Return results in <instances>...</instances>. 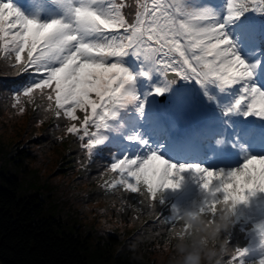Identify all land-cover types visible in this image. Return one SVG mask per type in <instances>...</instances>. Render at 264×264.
I'll use <instances>...</instances> for the list:
<instances>
[{"label": "snow or ice", "instance_id": "6c2138e0", "mask_svg": "<svg viewBox=\"0 0 264 264\" xmlns=\"http://www.w3.org/2000/svg\"><path fill=\"white\" fill-rule=\"evenodd\" d=\"M0 57L12 108L39 94L88 160L110 150L109 189L191 170L209 214L264 193V0H0Z\"/></svg>", "mask_w": 264, "mask_h": 264}, {"label": "trees", "instance_id": "16d2710c", "mask_svg": "<svg viewBox=\"0 0 264 264\" xmlns=\"http://www.w3.org/2000/svg\"><path fill=\"white\" fill-rule=\"evenodd\" d=\"M20 79L0 57L1 121L12 108L11 82ZM46 106L39 94L31 102L25 98L24 122L8 127L15 130V140L0 134V264H97L99 258L107 264H157V252H171L175 242L171 233L179 222L172 219V209L187 181L180 184L181 178L173 177L175 189H161L147 199L121 186L109 189L110 177L102 174L110 150L88 160L78 138L65 132L66 120L46 112ZM200 195L193 209L205 206L208 195L203 189ZM261 217L248 201L234 209L235 223L223 235L232 251L246 252L234 264L264 258L257 255L264 247Z\"/></svg>", "mask_w": 264, "mask_h": 264}, {"label": "clouds", "instance_id": "9594fccd", "mask_svg": "<svg viewBox=\"0 0 264 264\" xmlns=\"http://www.w3.org/2000/svg\"><path fill=\"white\" fill-rule=\"evenodd\" d=\"M213 214L201 210L172 209V219L179 222L171 233L175 241L172 245L167 264H234L238 257H243L245 250L232 251L227 233L234 220V209L237 205L219 203ZM261 237V236H260ZM261 245L262 238L260 240ZM241 252V255H237ZM225 257L229 259L225 260ZM243 264V260H240ZM257 264H264L261 258Z\"/></svg>", "mask_w": 264, "mask_h": 264}, {"label": "rangeland", "instance_id": "374dc122", "mask_svg": "<svg viewBox=\"0 0 264 264\" xmlns=\"http://www.w3.org/2000/svg\"><path fill=\"white\" fill-rule=\"evenodd\" d=\"M19 4H21V6L25 5L26 3H32L31 0H26L25 2H18ZM10 116V117H9ZM23 116H24V112L23 113H19L16 109L11 108L8 112L7 118H4L2 121L0 120V134H3L5 137L6 141H14L15 140V130L13 129H9L8 127H10L12 124L14 123H23ZM7 125L6 127H4V125ZM64 128H66L65 126H63ZM211 159V157L209 158ZM186 161V162H194L195 160L192 159H181V161ZM194 163H201L203 167L206 168H213L215 167L214 165L206 162V161H195ZM242 163V161H241ZM185 164V163H183ZM218 167L222 168L224 167L223 164L219 165ZM233 167H238V165H233ZM179 177H182V179L184 180V182L186 181V179H189L190 182V186L191 187H195V189L197 188V190H202L201 188V179L200 177H192V174H189V170L180 173ZM193 178V179H192ZM193 181H194V185H193ZM253 197V196H252ZM251 198V197H250ZM197 202H201V195L197 194V192L195 193V196L193 198L192 201L188 202L187 205V209H193V207L195 205H197ZM177 205V204H176ZM102 219V220H101ZM100 221L106 223V219L101 218ZM170 255V251H161V252H157V254L155 255V260L157 264H167V260L169 258ZM92 260V258H91ZM95 262L97 264H107L108 262H105L103 260V258H99L98 260L95 259Z\"/></svg>", "mask_w": 264, "mask_h": 264}]
</instances>
